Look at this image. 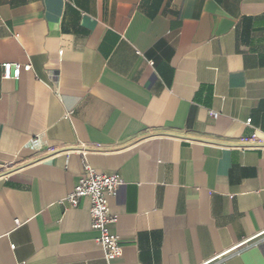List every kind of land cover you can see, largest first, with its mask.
Returning <instances> with one entry per match:
<instances>
[{"label": "crops", "instance_id": "crops-1", "mask_svg": "<svg viewBox=\"0 0 264 264\" xmlns=\"http://www.w3.org/2000/svg\"><path fill=\"white\" fill-rule=\"evenodd\" d=\"M0 264H264V0H0Z\"/></svg>", "mask_w": 264, "mask_h": 264}, {"label": "built area", "instance_id": "built-area-1", "mask_svg": "<svg viewBox=\"0 0 264 264\" xmlns=\"http://www.w3.org/2000/svg\"><path fill=\"white\" fill-rule=\"evenodd\" d=\"M29 64L20 65L19 63H3V78H18L21 70H28ZM54 81V75H49ZM56 94V88H52ZM212 117H216L217 113L210 112ZM250 119H246L248 124ZM255 135H252V139ZM122 184V179L117 173H101L95 171L88 165H84V172L79 177L73 189L64 197L63 201L72 207L78 206L81 199L86 198L89 201V218L91 229L97 231L95 242L102 248L104 258L107 261L118 258L122 253V246L119 237L112 232L110 227L117 221V215L112 213L109 207V198L115 196L117 188ZM262 233V232H261ZM258 233V234H261ZM247 240L240 241L233 249H238L246 245ZM230 252V251H226ZM217 255L214 258H217Z\"/></svg>", "mask_w": 264, "mask_h": 264}]
</instances>
